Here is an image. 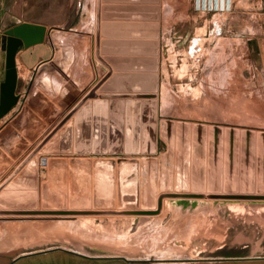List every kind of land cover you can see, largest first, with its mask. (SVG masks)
Masks as SVG:
<instances>
[{"label": "rangeland", "instance_id": "obj_1", "mask_svg": "<svg viewBox=\"0 0 264 264\" xmlns=\"http://www.w3.org/2000/svg\"><path fill=\"white\" fill-rule=\"evenodd\" d=\"M234 1L232 12L211 14L193 11L191 0H164L156 151L79 153L82 143L59 130L0 190V210L8 212L0 214V264L125 263L92 258L100 256L150 264H264V200L225 197L264 194V51L258 46L264 3ZM80 9L71 10L69 27L85 16ZM219 23L229 39L225 53L213 49L219 36L206 29ZM66 40L61 54L69 48L81 54ZM90 44L82 54L91 63L93 36ZM189 44L201 47L194 57ZM89 88L68 86L73 96L67 100L49 88L40 95L45 104L33 103L42 109L18 113L17 123L37 127L27 133L15 125L0 138V183ZM159 197L157 214L136 213L156 209ZM28 252L36 253L12 262Z\"/></svg>", "mask_w": 264, "mask_h": 264}, {"label": "crops", "instance_id": "obj_2", "mask_svg": "<svg viewBox=\"0 0 264 264\" xmlns=\"http://www.w3.org/2000/svg\"><path fill=\"white\" fill-rule=\"evenodd\" d=\"M151 1L107 0L108 3H104L110 6L107 11L108 17L114 19H110L108 22L124 25L109 26L110 39L115 40L117 38L122 41H128L127 43L118 44L119 56L124 58L134 56L139 59L136 62L123 60L120 65L121 70H123L122 72H130L126 70L134 68L138 70L136 72L140 73L146 72L145 70L148 68L147 61H142V59L148 56L151 45L142 42L151 40V32H153L151 26H146V24L153 22L151 20L154 10L151 8L153 7ZM158 5V42L160 49L165 30L163 21L164 0H159ZM75 6L81 8V13L85 16H81L72 27L64 29L63 25ZM94 9L95 0H0V106L2 105V87L5 82L6 58L9 46L11 47L14 69L16 71V83L13 95L14 97H23L22 101L20 99L10 106L7 110L9 112L5 116L3 114L0 116V138L6 136L14 128L13 126L21 125V123H17L18 120L16 118L19 112L35 110L37 108L36 103L33 104L35 100L40 106L42 103H46L44 98L40 100V95L43 91L49 88L52 89V87L55 90L59 89L61 97L67 100L70 96L69 94L73 96V91H68V86L73 87L81 84L89 88L104 72L105 69L93 57H91L90 63L86 56L82 54L85 52V49H90L88 46H91L90 38L93 36ZM8 23H11L12 26L17 24L15 26L20 28L25 42L21 38L13 36L8 41L6 39L3 40L5 41V46L7 45L6 49L2 45L1 37L4 32L3 29L7 27L6 24ZM132 23L141 24V26H131ZM210 27V25H207L206 29ZM224 30L228 31V28ZM74 33H77V36H81V38H75ZM68 36L69 40H66V44L75 45L78 52L81 51V54L75 56L71 48H69V53L63 54L64 52H62L61 54V44L64 43L62 41L63 37L66 38ZM218 36L215 38L216 44L213 49L218 47L220 48V52L225 53L227 51V43L229 42L228 36L223 34ZM103 38V36H100V39ZM73 40L75 44H71L72 42L70 41ZM132 40H136L138 43H132ZM260 40L258 46L264 51V36ZM64 44L63 46L67 47ZM73 63L74 66H72ZM90 64L93 65V72L89 71ZM95 66L97 67V71ZM159 69L160 65L158 71ZM262 71L264 72V68ZM69 74H72L80 83L76 82L74 84L72 81L75 79L68 81ZM227 75L228 72L226 70L225 74L221 77L225 79V85L228 84ZM37 109H42V107ZM21 126H25L26 132L29 133L37 127V124L28 121L27 123L23 122Z\"/></svg>", "mask_w": 264, "mask_h": 264}, {"label": "water", "instance_id": "obj_3", "mask_svg": "<svg viewBox=\"0 0 264 264\" xmlns=\"http://www.w3.org/2000/svg\"><path fill=\"white\" fill-rule=\"evenodd\" d=\"M103 3V4H102ZM107 0H95L94 20H93V56L99 62L105 71L94 82V84L86 91V93L76 102V104L63 116V118L50 130V132L40 141V143L18 164L13 172L0 183V190L6 186L11 178L25 167L30 160L38 153L47 142L62 129L61 133H70L75 137L76 141L82 143L81 150L77 147L76 151L83 152L84 149L92 153H153L157 147V88H158V49H159V0H152L151 3L154 10L153 21L151 26V40L147 43L151 45L148 56L142 61H147L146 72H136L138 70L132 68L126 70L130 72H122L121 62L130 60L133 62L139 59L134 56L122 57L118 53V44L127 43L119 39L112 40L109 26H124L119 23L108 22L107 11L110 8ZM114 20V19H111ZM72 22L70 18L64 25V29H68ZM127 25V24H126ZM131 26H141V24L132 23ZM144 26V24H142ZM2 45L4 48L5 41L11 37L21 38L25 42V38L21 34L18 26H11L3 29ZM103 36V39H100ZM132 43H138L132 40ZM7 44V42H6ZM5 82L2 87V105L0 106V116L6 112L14 103V87L16 83V71L14 69L11 47L7 49ZM89 99H93L90 101ZM73 117V120H70ZM70 121H72L70 123ZM218 132L217 128L214 129ZM77 152V153H78ZM171 195V194H169ZM184 196H193L182 194ZM228 198L234 199H259L264 200V194H228ZM161 199L158 198L157 208L152 210H140L136 213L153 215L157 214L161 207ZM19 214L34 213H66L63 211H35V210H18L13 211ZM7 214L6 210H0V214ZM45 250V251H49ZM66 250V249H64ZM36 253V252H35ZM28 252L17 256L12 262L15 263L22 257L35 254ZM77 253V252H76ZM83 257L91 258L85 254L77 253ZM100 259H118L124 261H137L134 258L123 256L110 257H92ZM223 259V258H222ZM219 259V260H222ZM246 260L253 258H224V260ZM208 260H212L208 259ZM140 261V260H138ZM255 261V260H254ZM253 262V261H250ZM256 263V262H255ZM259 263V262H257ZM106 264V263H100ZM240 264H244L240 263Z\"/></svg>", "mask_w": 264, "mask_h": 264}, {"label": "built area", "instance_id": "obj_4", "mask_svg": "<svg viewBox=\"0 0 264 264\" xmlns=\"http://www.w3.org/2000/svg\"><path fill=\"white\" fill-rule=\"evenodd\" d=\"M235 5L234 0H191L193 11L199 13L211 14H227L233 11ZM224 23L212 25L208 34L218 36L223 32ZM201 51V47L197 44H189L187 53L190 57H194L196 53Z\"/></svg>", "mask_w": 264, "mask_h": 264}, {"label": "flooded vegetation", "instance_id": "obj_5", "mask_svg": "<svg viewBox=\"0 0 264 264\" xmlns=\"http://www.w3.org/2000/svg\"><path fill=\"white\" fill-rule=\"evenodd\" d=\"M111 260H112V259H111ZM113 260H118V259H113ZM11 264H12V263H11ZM124 264H150V263H146V262H145V263H144V262L142 263V262H134V261H133V262H132V261H129V262H128V261H125Z\"/></svg>", "mask_w": 264, "mask_h": 264}, {"label": "bare ground", "instance_id": "obj_6", "mask_svg": "<svg viewBox=\"0 0 264 264\" xmlns=\"http://www.w3.org/2000/svg\"><path fill=\"white\" fill-rule=\"evenodd\" d=\"M41 164H45V161H42ZM244 264H260V263H255V262H245Z\"/></svg>", "mask_w": 264, "mask_h": 264}]
</instances>
